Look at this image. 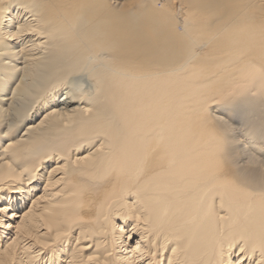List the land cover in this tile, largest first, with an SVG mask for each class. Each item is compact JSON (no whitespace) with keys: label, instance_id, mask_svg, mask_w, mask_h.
<instances>
[{"label":"bare ground","instance_id":"6f19581e","mask_svg":"<svg viewBox=\"0 0 264 264\" xmlns=\"http://www.w3.org/2000/svg\"><path fill=\"white\" fill-rule=\"evenodd\" d=\"M0 264H264V0H0Z\"/></svg>","mask_w":264,"mask_h":264},{"label":"snow or ice","instance_id":"6c2138e0","mask_svg":"<svg viewBox=\"0 0 264 264\" xmlns=\"http://www.w3.org/2000/svg\"><path fill=\"white\" fill-rule=\"evenodd\" d=\"M214 103L228 107L229 102L222 98L215 100ZM222 116L225 117V119L221 121V123L224 125H241L245 119L244 113L241 110L235 108H229L222 113Z\"/></svg>","mask_w":264,"mask_h":264},{"label":"rangeland","instance_id":"374dc122","mask_svg":"<svg viewBox=\"0 0 264 264\" xmlns=\"http://www.w3.org/2000/svg\"><path fill=\"white\" fill-rule=\"evenodd\" d=\"M159 7H160V5H159Z\"/></svg>","mask_w":264,"mask_h":264}]
</instances>
